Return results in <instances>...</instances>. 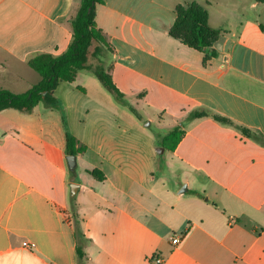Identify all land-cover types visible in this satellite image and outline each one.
<instances>
[{
  "label": "crops",
  "instance_id": "0c3cea01",
  "mask_svg": "<svg viewBox=\"0 0 264 264\" xmlns=\"http://www.w3.org/2000/svg\"><path fill=\"white\" fill-rule=\"evenodd\" d=\"M190 3L221 31L207 51L170 34ZM79 6L0 0V89L22 94L40 81L30 60L67 50ZM96 21L127 104L82 70L57 86L58 108L0 112V264H78L77 230L88 240L84 264H154L156 255L163 264H264V144L243 133L264 137V2L104 0ZM194 111L207 116L189 120ZM140 120L185 135L159 154ZM69 135L86 148L74 176Z\"/></svg>",
  "mask_w": 264,
  "mask_h": 264
},
{
  "label": "trees",
  "instance_id": "16d2710c",
  "mask_svg": "<svg viewBox=\"0 0 264 264\" xmlns=\"http://www.w3.org/2000/svg\"><path fill=\"white\" fill-rule=\"evenodd\" d=\"M259 1L264 2V0ZM103 3L104 0H80L78 12L71 21L73 39L67 50L59 56L41 53L32 58L30 66L40 75V81L22 94L0 89V112L9 108L30 112L39 103L58 108L59 103L55 97L57 86L61 82H74L82 70L93 73L118 101L127 104L124 94L119 90L108 72L113 60L114 48L96 21L97 6ZM170 34L190 48L207 51L219 40L221 31L209 26L208 14L203 7L196 3H190L177 8V18ZM214 56V51L209 52L205 56L204 62L209 61ZM205 116H207L205 111H194L188 119L193 120ZM215 118L220 122H229L220 116H215ZM243 133L264 144L263 135L252 133L247 129H243ZM184 135L185 131L181 125L163 135L157 134L161 138V145L167 150H175ZM85 150L84 146L78 145L74 137L68 136L67 155L77 156ZM90 173L99 180L104 179L103 174L99 171ZM76 237L78 264H84L85 247L88 240L78 230Z\"/></svg>",
  "mask_w": 264,
  "mask_h": 264
},
{
  "label": "rangeland",
  "instance_id": "374dc122",
  "mask_svg": "<svg viewBox=\"0 0 264 264\" xmlns=\"http://www.w3.org/2000/svg\"><path fill=\"white\" fill-rule=\"evenodd\" d=\"M85 75H89L90 77H95L92 73L87 72V71L85 72ZM95 79H97V78L95 77ZM99 83H100V82H99ZM106 91H107V90H106ZM107 93L111 96V98H112L114 101L117 100V99H116L111 93H109L108 91H107ZM139 110H141V108H139ZM143 117H145V115H144ZM137 119H138V118H137ZM138 120H139V119H138ZM142 120H146V119H142ZM142 120H140L141 125H143L144 128L149 129V131L155 135V138L157 139V142L161 145V138H159V137L157 136L158 133L155 132L158 123L155 122L153 125L149 126L150 121H142ZM169 128H171V127H169ZM161 147H162V146H158V148H161ZM163 148H164V147H163ZM77 173H79V171L72 172V175L74 176V175H76Z\"/></svg>",
  "mask_w": 264,
  "mask_h": 264
},
{
  "label": "water",
  "instance_id": "95a60500",
  "mask_svg": "<svg viewBox=\"0 0 264 264\" xmlns=\"http://www.w3.org/2000/svg\"><path fill=\"white\" fill-rule=\"evenodd\" d=\"M165 148L161 147V148H157V152L159 154H162L164 152ZM67 161H68V166H69V169L72 171V172H75L76 169H77V156L76 155H70L67 157ZM78 185L77 184H72L71 185V195L74 197L77 193V188Z\"/></svg>",
  "mask_w": 264,
  "mask_h": 264
},
{
  "label": "built area",
  "instance_id": "2783aa9c",
  "mask_svg": "<svg viewBox=\"0 0 264 264\" xmlns=\"http://www.w3.org/2000/svg\"><path fill=\"white\" fill-rule=\"evenodd\" d=\"M181 243H182V236L177 234L174 235V237L172 238V244L175 246H179ZM151 260L153 261L154 264H163L165 261V259L160 255L153 256Z\"/></svg>",
  "mask_w": 264,
  "mask_h": 264
}]
</instances>
